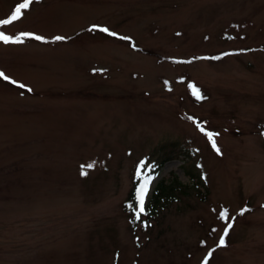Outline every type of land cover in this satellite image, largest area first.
Wrapping results in <instances>:
<instances>
[{
  "label": "rangeland",
  "instance_id": "374dc122",
  "mask_svg": "<svg viewBox=\"0 0 264 264\" xmlns=\"http://www.w3.org/2000/svg\"><path fill=\"white\" fill-rule=\"evenodd\" d=\"M21 3L0 32L45 39L0 42V264H264V0ZM161 178L186 188L149 212Z\"/></svg>",
  "mask_w": 264,
  "mask_h": 264
},
{
  "label": "trees",
  "instance_id": "16d2710c",
  "mask_svg": "<svg viewBox=\"0 0 264 264\" xmlns=\"http://www.w3.org/2000/svg\"><path fill=\"white\" fill-rule=\"evenodd\" d=\"M167 143L168 142L161 144L156 148L158 157L154 158L155 161L153 163L151 162V164L148 165L146 169L147 172L144 175V177L134 178V181H133L134 184L132 186V189L129 192L126 199L123 201L125 209L128 210L129 212L135 214L138 211L136 207L137 197L139 195L138 189L142 190L145 188V186L147 188L148 179L154 176L157 173V170L160 169L168 159L176 157L175 154L172 155V153L175 152V149H176L175 146L177 147V143L174 141L169 142L168 143L169 150L168 152H165L167 150L166 149ZM192 176L193 175H190L191 179H192ZM184 187L186 188V184L182 183L181 181L174 180L173 182L169 180V182L167 183L163 178L159 179L158 183L156 184V186H154V188L151 191L152 193H151L150 198L148 199L147 210L149 212L154 211L156 207L159 206L160 203H165L171 199H175L176 197H174V190L176 188L178 189L180 188L181 190H184Z\"/></svg>",
  "mask_w": 264,
  "mask_h": 264
},
{
  "label": "snow or ice",
  "instance_id": "6c2138e0",
  "mask_svg": "<svg viewBox=\"0 0 264 264\" xmlns=\"http://www.w3.org/2000/svg\"><path fill=\"white\" fill-rule=\"evenodd\" d=\"M32 2H33V0H24V3L18 4L16 10L14 11V13L12 14V16L9 19L12 20V21L18 19L21 9H25L27 7V5L31 4ZM8 22H9L8 20H0V24H7ZM95 27L96 26H93V28H95ZM99 30L100 31H103V32H106V33H108L109 35H112V36H116L117 35L114 32H109V30L107 28H101ZM21 37L33 38V39H36V40H39V41H42V40L45 39L44 37H42L40 35H36L34 33H28V32H21V33H19L18 36L14 37V38L7 37L3 32H0V42H16V43H21L22 42ZM54 39L57 40V41H61V40H64L66 38L63 37V36H56V37H54ZM121 39H128V38L127 37H121ZM0 79H3L5 81H9V82H11L13 84H16L17 83L16 81L11 80V78L8 77L3 71H0ZM18 86L20 88H24L25 87V85H23V84H19ZM189 87L190 88H193L194 86L190 84ZM198 92H199V89H196V93H198ZM197 98H200V97L198 96ZM201 131H203V129H201ZM208 135H209L210 141H212V135L213 134L209 133ZM261 135H264V132H262ZM213 147L216 148L215 142H213ZM217 151H219V149H217ZM88 167L91 168L92 165L90 164V165H88ZM81 175L82 176L83 175H86V173L84 171H82L81 172ZM138 193H140V194L138 195L137 203H136V207L138 209V211L136 213V219H139L140 216H141V214H143L145 212V208H144V196L147 195L146 186L142 190H139L138 189ZM243 211L244 210H242V212ZM221 217L222 218L224 217V212L223 211L221 212ZM230 227H231V224H229L228 227L225 228V230H224V234L225 235L227 234L228 228H230ZM223 243H224V236L222 235L221 238H220V241H219V245H223ZM211 254L212 253L210 252L209 255H211Z\"/></svg>",
  "mask_w": 264,
  "mask_h": 264
}]
</instances>
